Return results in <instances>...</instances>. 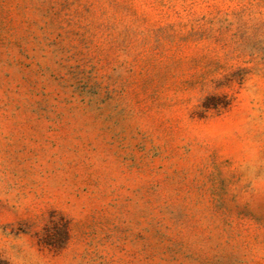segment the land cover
<instances>
[{
  "label": "rangeland",
  "instance_id": "rangeland-1",
  "mask_svg": "<svg viewBox=\"0 0 264 264\" xmlns=\"http://www.w3.org/2000/svg\"><path fill=\"white\" fill-rule=\"evenodd\" d=\"M0 264H264V0H0Z\"/></svg>",
  "mask_w": 264,
  "mask_h": 264
}]
</instances>
